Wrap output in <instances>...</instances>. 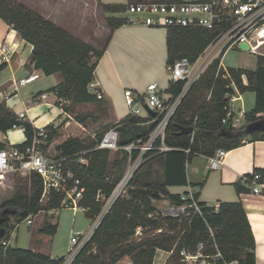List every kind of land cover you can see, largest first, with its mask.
<instances>
[{"label":"trees","instance_id":"16d2710c","mask_svg":"<svg viewBox=\"0 0 264 264\" xmlns=\"http://www.w3.org/2000/svg\"><path fill=\"white\" fill-rule=\"evenodd\" d=\"M103 3L111 13L126 10L131 2ZM0 16L16 29L21 37L33 46L30 61L46 75L60 72L63 81L52 89L57 95L70 102V106L80 103L100 101L97 94L89 90L95 79L98 61L107 50L112 32L127 22L126 16H109L110 36L105 46L97 49L84 39L74 35L63 26L24 4H10L0 0ZM217 31L202 27L167 28V62L173 65L177 60L187 58L196 62L215 38ZM225 51L216 58L186 94L181 105L171 118L166 142L173 148L146 160L136 171L125 194L119 196L110 211L103 217L91 239L81 248L73 264H115L125 255H130L134 264H153L157 249L171 251L166 264H184L180 259L183 248L195 249L201 242L206 253L222 254V260L237 261L238 264H258L256 239L246 208L242 201H222L219 207L199 201L201 213L189 209L180 216H164L155 201L166 200L182 204V194L170 190L171 186H185L189 183L187 165L195 156L213 155L218 148L232 149L240 146L249 135L250 122L264 120V54H258L256 69L221 66ZM3 65L0 66V69ZM184 81H172L167 91L172 95L181 92ZM252 91L255 93L254 107L245 113L247 123L236 127L233 120L224 122L232 95ZM69 106L66 109L69 110ZM81 118V117H80ZM153 116H132L127 114L119 121L120 145L145 138L155 127L156 121L148 122ZM82 119V118H81ZM80 119V120H81ZM143 122H145L143 124ZM14 124L24 129L26 139L16 144L25 149L31 144L37 128L30 120H20L5 101H0V130L7 132ZM182 126H193L191 133H182ZM47 143L55 139L57 130L53 124L46 126ZM104 133L91 142L70 137L57 146L55 158H64L66 167L81 180L84 187L79 204L86 208V215L94 218L102 209L103 202L97 199L101 191L109 196L124 174L116 171L129 161L128 152L123 159H110V150L99 148ZM252 138L264 137V131L255 130ZM7 145L0 143V148ZM137 151L133 153L135 156ZM83 159L86 160L83 161ZM159 161L162 172L154 170ZM126 168V167H125ZM264 182V170L256 169ZM245 174L253 177V173ZM239 192L250 190L249 182L236 184ZM43 178L33 172L17 186L15 193L1 204L0 227L6 229L2 239L10 241L11 221L14 217L21 222L41 210L65 207L63 192L51 191L45 203L41 202ZM186 193V192H185ZM198 198V193H195ZM141 228V236H136ZM57 224L46 223L42 232L56 234ZM66 256L53 258L49 254L9 246H0V264H61Z\"/></svg>","mask_w":264,"mask_h":264},{"label":"built area","instance_id":"2783aa9c","mask_svg":"<svg viewBox=\"0 0 264 264\" xmlns=\"http://www.w3.org/2000/svg\"><path fill=\"white\" fill-rule=\"evenodd\" d=\"M126 12L128 20L125 24H143L165 28L202 27L214 29L217 34L196 62L192 63L187 58H182L168 66L172 81H184V86L179 94L172 95L166 89H161L157 81L149 83L144 92L131 88L124 90L129 109L128 114L141 116L142 113H145L146 117L151 115L153 118L147 123L156 121V125L145 138H139L126 145L119 143V123H115L104 133L98 146L128 152L129 167L109 196H105L101 191L97 194V199L103 202L101 211L93 218V224L89 231L71 235L69 254L61 264H73L76 255L91 239L95 229L110 211L114 202L119 196L125 194L131 179L142 164L149 158L173 148L166 142L168 124L191 86L199 80L209 65L223 51L241 48L242 43L249 45V51L264 54V0H148L129 3ZM16 50L14 45L4 42L0 46V61L10 62ZM220 64L223 66L222 59ZM37 77L38 74H33L20 82L27 83ZM89 90L97 94L98 99L104 97L95 79L89 84ZM164 93H168L169 96H165ZM237 93L231 96L230 102L241 98ZM146 104L156 112L155 115L147 111ZM240 113L242 114V111ZM17 116L20 120H29L27 111L20 112ZM230 119L236 126L235 121L239 119L235 117L234 109L231 106L228 107V113L223 121L228 122ZM20 127L17 124L13 126V128ZM47 138L46 127H39L31 144L25 149H20L15 144L0 148V185L3 184L9 173L29 177L33 172H36L43 178L42 203H45L51 191L55 190L65 194L63 200L65 206L73 209L81 208L86 211V208L79 204L85 190L80 185L81 180L75 177L70 168L66 167L64 158L46 155L44 146L47 143ZM135 151L137 153L133 156ZM227 155V149L218 148L213 155L208 157L209 167L219 169L224 164ZM260 178L261 174L254 172L253 177L249 178L243 175L241 180L250 183L249 192L261 194L263 193V183ZM182 200L184 201L182 204H173L168 201L169 204L165 207H162L161 204L166 200L155 201V203L164 216L184 215L189 213V209L201 213V206L198 198L195 197V192L183 193ZM215 207L218 208L219 205H215ZM59 209L53 208L49 212L59 214ZM27 222L29 224L33 222L31 216L27 218ZM9 244L10 242L6 239H2L0 242V246L2 245L4 249ZM180 259L184 264H238L237 261L222 260L220 251L206 253L203 242L199 243L195 249L183 248L180 251Z\"/></svg>","mask_w":264,"mask_h":264},{"label":"rangeland","instance_id":"374dc122","mask_svg":"<svg viewBox=\"0 0 264 264\" xmlns=\"http://www.w3.org/2000/svg\"><path fill=\"white\" fill-rule=\"evenodd\" d=\"M10 4H24L32 10L42 14L44 17L53 20L59 25L66 28L74 35L89 42L97 49L105 46L111 33V27L108 25L109 16H126V10L120 13L107 12L103 3H128L130 0H8ZM148 1V0H141ZM159 32L156 34L144 28L133 26L123 27V30L114 34L108 43L112 55L116 61L118 69L127 85L134 90L144 92L147 83L152 80L157 81L161 89H166L171 80V73L167 62V29L158 27ZM157 29V27H156ZM163 36V37H162ZM109 58H106V61ZM224 64L228 67H244L247 69H256L258 65V54L241 48H231L225 51L223 55ZM109 74H114L111 67ZM54 78H41L37 82L52 81ZM115 78L110 82L111 90L117 94V106L115 108L116 117L122 118L128 114V105L125 100L124 91ZM169 96L168 93H164ZM96 103L80 105L75 104L71 107V114L74 119L71 124L64 125L57 139L53 140L47 148L46 155L55 157L57 152L55 145L67 137L77 136L78 138L91 142L96 139L100 133H105L115 122L105 111L106 101H95ZM255 104V93L247 91L242 93V100L233 102L235 110L236 127H241L247 123L245 113L250 111ZM242 111V114L240 113ZM82 119H81V118ZM81 119V120H80ZM65 122V121H64ZM18 132L19 137L13 136L12 133ZM22 127L11 128L7 131L10 136V143L21 142L24 138ZM124 159V153L117 149H110V159ZM126 167V168H125ZM127 162L122 166H116L119 172L128 170ZM154 170L157 173L162 172L159 161L154 163ZM26 177L17 173H9L0 185V216L2 212L1 204L8 200L16 191L17 186L22 184ZM168 201L161 205L165 207ZM33 222L29 224L27 219L18 222L12 217L10 244L25 249L35 248L39 252L52 254L54 258L67 256L71 246V235L73 233H84L90 230L93 219L88 217L81 208L73 209L65 206L59 209V214L51 213L47 210H41L32 215ZM57 224L56 234L42 232L44 225Z\"/></svg>","mask_w":264,"mask_h":264},{"label":"crops","instance_id":"0c3cea01","mask_svg":"<svg viewBox=\"0 0 264 264\" xmlns=\"http://www.w3.org/2000/svg\"><path fill=\"white\" fill-rule=\"evenodd\" d=\"M127 26L144 28L154 34L159 32L158 27L156 29V27L143 24H124L115 29L114 34L117 35L120 29L123 30V27L127 28ZM4 42L8 45H14L17 50L13 54L10 62L0 61V66L3 65L0 69V101H5L17 114L27 111L28 119L36 128L46 127L49 124H53L57 130L58 136L60 130L64 127L61 125L63 123H65L64 125L71 124L74 119L71 114L70 102L65 98L59 97L56 90L52 89L63 81L62 74L56 72L51 75H46L41 69H37L30 61L33 46L25 41L20 33L0 16V46ZM106 58H109V61H106ZM222 65L224 68L228 67L224 64L223 57ZM111 67L114 70V74L112 75L108 72ZM33 74H38V77L27 83L20 82L22 79ZM41 78L54 79L52 81L37 82ZM115 78L118 80L117 82L123 91L126 88H131L127 85V81L120 73L110 48L107 47L106 52L98 61L95 70V80L98 82V88L102 91L104 96L100 100L106 101L107 103L105 111L111 119L118 123L127 114L122 118L116 117L115 108L117 106L116 101L118 98L117 94L111 90L110 86V82L114 81ZM151 82L153 81L150 80L147 85ZM131 89L134 90L135 88ZM167 89L168 87L166 88V91ZM237 95H240V100H242V93H237ZM233 102H230V106L234 109ZM91 103L96 102L85 104ZM68 106L70 107L69 110L66 109ZM141 116L146 117V114L142 113ZM12 134L17 137L20 136L18 132ZM23 134L24 138L21 139V142L26 139L25 133ZM56 137L55 139H57ZM68 138L70 137L56 143V152L57 146ZM245 139L246 141L240 146L227 149L228 155L224 164L219 169H211L209 167V156L203 154L195 156L192 162L187 165L189 183L185 186H171L170 190L180 193L193 191L198 193L199 201L210 205H219L222 201H242L246 208L256 239V256L258 264H264V182H262L263 193L261 194H254L249 191L239 192L236 188V184L243 175L252 173L256 169L264 170V137L254 139L249 134ZM21 142L15 143V145ZM0 143H4L7 146L11 144L10 136L7 132L5 133L0 130ZM83 161L86 162L85 159H83ZM141 234L142 231L141 228H139L136 236L139 237ZM31 249L39 252L35 248ZM49 255L52 256V254ZM170 255L171 251L161 248L157 249L153 264H166ZM115 264H134V262L130 255H125Z\"/></svg>","mask_w":264,"mask_h":264},{"label":"water","instance_id":"95a60500","mask_svg":"<svg viewBox=\"0 0 264 264\" xmlns=\"http://www.w3.org/2000/svg\"><path fill=\"white\" fill-rule=\"evenodd\" d=\"M240 47L244 50H248L249 49V45L247 43H242L240 45ZM145 108L147 109V111L153 115L156 114V112L147 104L145 105ZM255 130H261L264 131V120L263 119H259L253 122H250L247 126V132L249 134L253 133ZM194 131V127L193 126H182L181 127V132L183 133H191ZM6 234V229L4 227H0V242L2 240V238L5 236Z\"/></svg>","mask_w":264,"mask_h":264}]
</instances>
